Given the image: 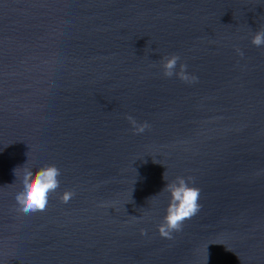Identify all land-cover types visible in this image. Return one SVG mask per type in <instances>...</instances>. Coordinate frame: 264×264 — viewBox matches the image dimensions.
Instances as JSON below:
<instances>
[{
  "label": "water",
  "instance_id": "95a60500",
  "mask_svg": "<svg viewBox=\"0 0 264 264\" xmlns=\"http://www.w3.org/2000/svg\"><path fill=\"white\" fill-rule=\"evenodd\" d=\"M262 29L264 0H0V264H264ZM176 177L201 208L165 238Z\"/></svg>",
  "mask_w": 264,
  "mask_h": 264
},
{
  "label": "clouds",
  "instance_id": "9594fccd",
  "mask_svg": "<svg viewBox=\"0 0 264 264\" xmlns=\"http://www.w3.org/2000/svg\"><path fill=\"white\" fill-rule=\"evenodd\" d=\"M252 44L257 47L264 46V29L258 31L253 36ZM179 60L180 57L175 54L164 58L162 62L164 75L167 77L176 75L180 79L188 81L190 78L187 74V65L180 64L179 72L176 71ZM191 79L194 81L197 78L191 77ZM128 119L133 124L137 133H142L148 127L147 124L136 126V121L131 116ZM17 169L14 170L16 177ZM60 175L61 172L55 165L40 168L34 176L31 169H25L21 178L22 189L15 196L19 211L24 214L45 211L49 203V194L55 192L60 187ZM191 179L190 177L187 179L176 177L173 182L167 183L163 189H167L170 193L167 214L158 229L161 236L165 238H171L174 231H181L184 221L191 219L200 211L201 205L198 203L200 189L190 186L189 180ZM73 196V192L65 191L61 196V200L63 203H68Z\"/></svg>",
  "mask_w": 264,
  "mask_h": 264
}]
</instances>
